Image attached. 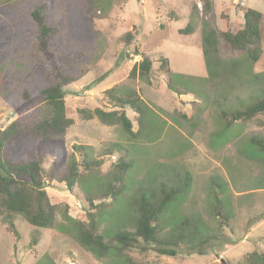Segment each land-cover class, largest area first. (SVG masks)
Here are the masks:
<instances>
[{
  "label": "rangeland",
  "instance_id": "1",
  "mask_svg": "<svg viewBox=\"0 0 264 264\" xmlns=\"http://www.w3.org/2000/svg\"><path fill=\"white\" fill-rule=\"evenodd\" d=\"M44 2L47 20L64 26L52 48L54 55L68 56L71 65H61L78 79L64 89L66 114L74 124L66 133L57 180L46 181L57 207L54 227L40 231L39 244L32 246L36 230L22 215H14L19 242L0 222V264H243L250 253H264V153L249 143L252 137H264V115L237 123L230 132L223 130L221 121L222 111L244 109L264 93V43L254 65L220 37L218 55L208 69L200 0H96L90 13L87 0H0V131L27 104L24 92L36 96L53 81L49 66L35 53L37 26L31 12ZM193 4L198 5L194 17ZM247 9L263 15L264 31V0H213L206 19L220 33L222 15L227 16L236 33L244 26ZM189 23L194 33L181 34ZM144 58L153 62L151 75L132 79L134 65ZM162 59L169 61L170 74L161 68ZM111 89L116 96L134 91L141 97L145 128L137 140L118 125L106 126L96 117L83 119L82 110L111 109ZM127 115L137 132L136 114L127 110ZM26 152L39 154V144L29 143ZM85 154L102 165L92 172L81 168L71 193L61 180ZM120 158L133 166L124 195L111 204L100 196ZM53 163L54 158L47 157L46 170ZM187 176L190 188L172 208L163 235L170 236L185 219L202 234L181 243L175 257L161 255L164 246L138 241L122 257L99 258L77 241L75 223L88 222L97 212L105 235L133 231V203L139 191L180 186ZM215 194L228 221L214 214ZM212 235L217 240L202 243Z\"/></svg>",
  "mask_w": 264,
  "mask_h": 264
},
{
  "label": "trees",
  "instance_id": "2",
  "mask_svg": "<svg viewBox=\"0 0 264 264\" xmlns=\"http://www.w3.org/2000/svg\"><path fill=\"white\" fill-rule=\"evenodd\" d=\"M87 1L89 2L87 11L90 13L96 0ZM200 1L203 17L201 21L204 27L202 51L208 69H211L212 58L218 55L221 38L230 45L232 50L245 53L250 63L257 64L263 52V15L253 9L245 10L244 26L236 33L230 29L229 18L222 15V28L218 33L206 19L213 11V0ZM46 8V2L35 7L31 12V17L37 26L36 56H39L49 66L53 81L40 89L36 96L24 92L23 97L27 104L17 109V118L0 131V222L4 224L7 232L14 236L16 242H19L21 234L15 223L14 215H22L36 230L32 238V246L39 244L40 231L52 229L55 225L57 207L52 204L46 191V181L57 180V175L63 166L66 133L74 124V121L66 114L64 89L78 80L71 75V70H66L61 65L66 61L69 66L71 65L68 56L62 58L54 55L52 48L64 26L62 23L49 22L46 18ZM197 11L198 5L193 4L191 16L194 17ZM180 33L192 35L194 33L193 24L189 23L187 29ZM131 38L130 33L128 40ZM161 68L170 74L167 59L161 60ZM152 71L153 62L144 58L134 65L130 77L132 79L148 78ZM107 94L112 101L111 109L98 108L94 112L82 110L80 113L83 119L91 120L96 117L106 126L118 125L130 138L137 140L145 128L146 112L141 97L134 91L126 97L116 96L114 89L109 90ZM127 110L136 114L137 132L127 115ZM260 115H264V93L244 109L232 112L222 111L223 130L230 132L235 124L252 122ZM29 143L39 144L40 153H27L26 147ZM249 143L255 150L264 153V137H252ZM47 157L54 158V163L49 170H46L44 166ZM101 165L100 161H91L85 154L81 163H73L69 167L61 182H65L67 190L72 193L81 179V168L82 171L92 172ZM132 166V163L125 161L124 158L119 159L114 165L113 178L106 184L105 193L100 196V199L109 200L112 204L124 195L127 176ZM188 177L182 180L180 186L177 183L163 184L159 192L139 191V196L133 203L136 213L133 231L121 230L112 237L105 235L101 230V220L97 212L91 214L88 222L77 221L75 223L78 232L77 241L99 258L113 255L122 257V254L130 249L132 243L138 241L147 245L164 246L166 249H159V253L175 257L176 248L181 243L192 240L195 235L202 234L200 227L197 228L185 219L175 227L170 236L163 235L167 227L166 220L171 219L169 214L172 208L190 188L191 183ZM90 204L93 208L92 199H90ZM214 214L224 221L229 220L218 194H215ZM199 224L201 225L202 221H199ZM217 238V235L208 236L202 243H208ZM243 264H264V253L257 251L250 253L244 259Z\"/></svg>",
  "mask_w": 264,
  "mask_h": 264
},
{
  "label": "water",
  "instance_id": "3",
  "mask_svg": "<svg viewBox=\"0 0 264 264\" xmlns=\"http://www.w3.org/2000/svg\"><path fill=\"white\" fill-rule=\"evenodd\" d=\"M222 264H225V262H222Z\"/></svg>",
  "mask_w": 264,
  "mask_h": 264
}]
</instances>
